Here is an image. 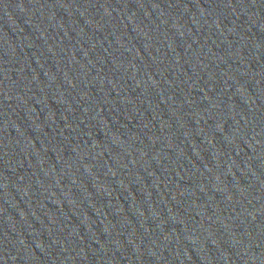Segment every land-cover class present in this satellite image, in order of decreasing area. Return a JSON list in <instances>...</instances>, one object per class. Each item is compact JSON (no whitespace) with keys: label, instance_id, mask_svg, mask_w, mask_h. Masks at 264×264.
<instances>
[{"label":"water","instance_id":"obj_1","mask_svg":"<svg viewBox=\"0 0 264 264\" xmlns=\"http://www.w3.org/2000/svg\"><path fill=\"white\" fill-rule=\"evenodd\" d=\"M0 264H264V0H0Z\"/></svg>","mask_w":264,"mask_h":264}]
</instances>
